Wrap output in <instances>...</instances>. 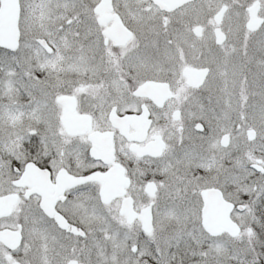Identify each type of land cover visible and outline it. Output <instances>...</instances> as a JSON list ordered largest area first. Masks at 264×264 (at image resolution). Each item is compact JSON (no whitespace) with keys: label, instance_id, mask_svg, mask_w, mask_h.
I'll return each instance as SVG.
<instances>
[{"label":"snow or ice","instance_id":"1","mask_svg":"<svg viewBox=\"0 0 264 264\" xmlns=\"http://www.w3.org/2000/svg\"><path fill=\"white\" fill-rule=\"evenodd\" d=\"M0 264H264V0H0Z\"/></svg>","mask_w":264,"mask_h":264}]
</instances>
